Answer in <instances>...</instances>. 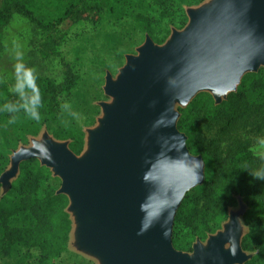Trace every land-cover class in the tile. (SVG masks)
<instances>
[{
    "label": "water",
    "instance_id": "obj_1",
    "mask_svg": "<svg viewBox=\"0 0 264 264\" xmlns=\"http://www.w3.org/2000/svg\"><path fill=\"white\" fill-rule=\"evenodd\" d=\"M187 14L164 45L147 36L119 76H107L111 102L101 104L80 155L44 134L14 153L0 178L6 192L23 162L50 169L69 200L74 247L98 264H246L254 256L242 248V198L192 252L174 247L173 229L186 194L205 181L203 158L178 128L179 108L204 92L220 105L246 74L264 69V0H211Z\"/></svg>",
    "mask_w": 264,
    "mask_h": 264
},
{
    "label": "trees",
    "instance_id": "obj_2",
    "mask_svg": "<svg viewBox=\"0 0 264 264\" xmlns=\"http://www.w3.org/2000/svg\"><path fill=\"white\" fill-rule=\"evenodd\" d=\"M45 0H0V30L8 26L15 15H21L35 24L43 33L42 52L45 57L60 56V46L68 36L70 26L83 21H99L103 14L122 18L130 8L140 6L144 0H78L69 8L55 6L54 17L44 22L39 18ZM163 11L160 21L169 18L174 0H155ZM172 6V7H171ZM128 9V10H126ZM137 19L142 29L155 36L158 21L144 14ZM80 83V77L65 65L64 79L57 83L50 78L34 77L22 92L9 90L0 82V117L12 119L25 113L42 127L52 123L62 111V101L69 98ZM256 91L260 101L250 99ZM178 128L188 135L187 145L210 160L212 178L198 191L186 194L173 229V245L177 250L192 251L196 240L204 241L215 233L228 217L231 207L242 198L244 203L264 210V180L254 178L264 174V158L257 156L242 134L252 129L255 134L264 127V69L249 74L239 91L231 94L220 105H214L209 95H199L186 109H180ZM217 126L215 137L203 140L199 122ZM58 140L70 141V149L80 155L85 146L84 133L73 126L58 127L53 131ZM6 157L0 151V173ZM21 175L12 185L18 200L12 207L0 206V257L9 258L18 249L26 250L27 262L18 264H58L67 253L72 223L67 213V196L57 193L58 186L52 172L37 159L23 162ZM0 184V191H1ZM248 232L242 248L254 252L246 264H264V211L248 222ZM32 253H35L33 255Z\"/></svg>",
    "mask_w": 264,
    "mask_h": 264
},
{
    "label": "rangeland",
    "instance_id": "obj_3",
    "mask_svg": "<svg viewBox=\"0 0 264 264\" xmlns=\"http://www.w3.org/2000/svg\"><path fill=\"white\" fill-rule=\"evenodd\" d=\"M209 1L211 0H174L171 13H169L171 17L165 18L163 21H160L161 16H164L163 8L155 0H144L140 6L130 8L131 11L122 18L103 14L96 22L93 17L78 24H72L69 21L66 28L70 26V29L68 36L61 43L60 56L52 57H45L42 52L44 33L25 17L15 15L11 23L0 30V82L6 83L9 90L13 92H22L27 82L34 77L50 78L61 83L64 79L65 65H67L80 77V83L72 95L62 101L61 113L57 114L52 123L48 125L37 126L33 117L25 113L17 114L12 119L0 117V151L7 159L4 170L0 173V178L11 168L14 153L22 148L30 147L33 141L41 140L44 134L50 135L57 141H68L58 140L53 136V131L58 127L67 125L82 130L84 140H86L87 131L94 129L102 117L101 104L111 102V98L105 94L107 76L111 75L115 80L126 65V58L138 54L137 50L144 45L147 36L155 44L164 45L174 30L182 31L188 25V10L197 9ZM77 2L78 0H45L39 18L48 22L54 17L55 6L62 4V9H66ZM138 14H144L151 19V22L158 21L160 23L155 25V36L142 29V25L137 19ZM249 74L243 77L234 93L239 91L244 79ZM202 94L209 95L214 105L217 106L210 93H200L196 98ZM196 98L187 107H180L179 112L180 109L188 108ZM250 99L255 102L260 101L258 92H250ZM199 126L203 140L209 142L215 137L217 126L208 125L203 121L199 122ZM182 133L188 137L185 132ZM242 136L249 141L253 152L264 158V127L259 134H255L250 129L245 131ZM191 153L194 156H201L204 160L205 184L207 180L212 178L211 161L197 154L195 150ZM20 175L21 170L17 178L11 181L12 185L19 179ZM52 177L56 180L57 191H59L62 181L53 174ZM199 187L201 186L193 188L187 194L198 191ZM11 190L12 188L4 192L1 189V207H12L19 199L18 195ZM239 209L240 206L237 203L236 206L229 209V212H237ZM263 211L261 206L254 208L247 206L242 217V224L246 233L248 232V222L261 215ZM229 212L227 219L221 223L217 231L221 230L223 224L228 221ZM70 221L72 229L67 253L58 261V264H98L96 260L79 252L74 247L71 218ZM247 253L255 254L254 252ZM32 254L35 255V253ZM27 256L26 250L20 248L9 258L0 257V264L27 262L22 261Z\"/></svg>",
    "mask_w": 264,
    "mask_h": 264
},
{
    "label": "clouds",
    "instance_id": "obj_4",
    "mask_svg": "<svg viewBox=\"0 0 264 264\" xmlns=\"http://www.w3.org/2000/svg\"><path fill=\"white\" fill-rule=\"evenodd\" d=\"M254 178L257 180H264V174H255Z\"/></svg>",
    "mask_w": 264,
    "mask_h": 264
}]
</instances>
